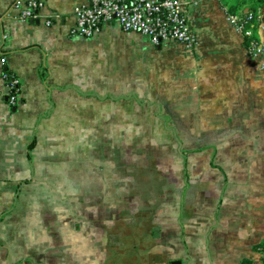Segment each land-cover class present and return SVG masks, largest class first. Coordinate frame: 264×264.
Here are the masks:
<instances>
[{"label": "crops", "instance_id": "1", "mask_svg": "<svg viewBox=\"0 0 264 264\" xmlns=\"http://www.w3.org/2000/svg\"><path fill=\"white\" fill-rule=\"evenodd\" d=\"M16 1L0 0V264H257L264 69L220 2L190 11L187 47L116 22L72 34L88 0H21L42 4L26 20Z\"/></svg>", "mask_w": 264, "mask_h": 264}, {"label": "built area", "instance_id": "2", "mask_svg": "<svg viewBox=\"0 0 264 264\" xmlns=\"http://www.w3.org/2000/svg\"><path fill=\"white\" fill-rule=\"evenodd\" d=\"M203 0H88L86 4L74 7L75 19L72 34L84 37L100 33L103 25L116 22L123 31L134 32L146 37L153 45H160L166 41H175L187 47L197 45L198 37L190 22V11L200 6ZM41 3L28 1L23 4L21 0L14 3L20 12L15 17L20 20L38 16ZM227 20L235 31L243 37H251L254 33L253 24L257 20L258 31L264 30L263 15L253 14L237 15L227 12ZM56 17V16H55ZM53 17L45 20L50 25ZM251 25V27L249 26ZM254 57L261 69H264V42L260 39H251L246 47ZM5 58L1 59L4 62ZM7 76L4 75V79ZM19 80L13 74L5 82L3 96L10 105H15L16 94L19 91ZM14 92V94L12 93ZM260 259L257 264H264V239L258 247Z\"/></svg>", "mask_w": 264, "mask_h": 264}, {"label": "trees", "instance_id": "3", "mask_svg": "<svg viewBox=\"0 0 264 264\" xmlns=\"http://www.w3.org/2000/svg\"><path fill=\"white\" fill-rule=\"evenodd\" d=\"M218 1L222 5V7H225L227 9L228 13L237 14V15L253 14L255 18L257 17L258 12L260 11L259 7H262L264 5V0H218ZM257 23H258L257 20H254V24L252 26L254 31L253 35L243 40V43L246 47L248 46L251 39L259 40L258 34L256 33L258 26ZM249 26L251 27V25ZM3 74L7 76V78L4 79V81L6 82V80L11 77V72L8 69H5ZM12 93L14 94V92ZM244 264H252V262L245 261Z\"/></svg>", "mask_w": 264, "mask_h": 264}, {"label": "rangeland", "instance_id": "4", "mask_svg": "<svg viewBox=\"0 0 264 264\" xmlns=\"http://www.w3.org/2000/svg\"><path fill=\"white\" fill-rule=\"evenodd\" d=\"M260 8V14L264 16V5L262 7H259Z\"/></svg>", "mask_w": 264, "mask_h": 264}, {"label": "water", "instance_id": "5", "mask_svg": "<svg viewBox=\"0 0 264 264\" xmlns=\"http://www.w3.org/2000/svg\"><path fill=\"white\" fill-rule=\"evenodd\" d=\"M171 264H181V261H179V260H174V261L171 262Z\"/></svg>", "mask_w": 264, "mask_h": 264}]
</instances>
